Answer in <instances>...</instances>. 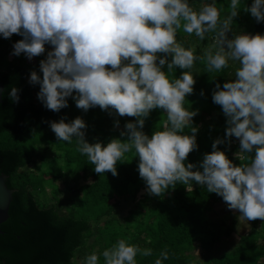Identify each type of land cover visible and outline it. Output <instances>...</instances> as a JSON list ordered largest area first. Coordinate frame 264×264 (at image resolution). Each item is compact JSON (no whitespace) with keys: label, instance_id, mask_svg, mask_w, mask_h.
<instances>
[{"label":"clouds","instance_id":"9594fccd","mask_svg":"<svg viewBox=\"0 0 264 264\" xmlns=\"http://www.w3.org/2000/svg\"><path fill=\"white\" fill-rule=\"evenodd\" d=\"M240 8L241 0H231L229 14L221 20L214 2L196 11L188 0H0V34L23 35L13 54L24 53L29 59L44 53L46 43L54 46L40 64L43 79L35 71L30 76V83L41 85L38 99L49 110L67 107V98L75 91L73 99L80 109L99 106L139 118L126 124L122 135H128L127 142L113 139L106 147L86 142L82 131L86 124L79 117L71 123L63 119L51 123L60 141L71 143L75 137L78 151L88 157L96 173L118 175L117 162L134 149L139 174L151 194L162 195L177 182L191 191L190 181H195L220 195L230 209H238L241 221L264 220V36L241 34L228 39ZM244 11L264 21V0H254ZM180 29L201 41L214 34L213 42L196 56L177 42ZM159 53L171 55V62L165 56L157 64ZM197 59L209 73L228 68L229 61L239 62L236 81L215 91L213 100L229 118L226 136L241 140L237 158L242 161L255 149L250 163L235 166L224 152L215 150L224 143L217 139L214 151L204 157L203 172L192 171V163L185 166L189 153L197 148L195 135L181 134L186 128L193 134L198 131L191 126L197 112L184 107L196 81L190 71L173 79L161 69L167 64L170 71L177 66L190 70ZM17 93L13 88L10 94L16 102ZM156 108L166 110L167 122L165 130L149 138L138 126L142 129L144 118ZM138 253L151 256L152 250L120 240L102 255L105 264H137ZM168 258L163 251L155 264ZM84 264H99V256L88 255Z\"/></svg>","mask_w":264,"mask_h":264},{"label":"trees","instance_id":"16d2710c","mask_svg":"<svg viewBox=\"0 0 264 264\" xmlns=\"http://www.w3.org/2000/svg\"><path fill=\"white\" fill-rule=\"evenodd\" d=\"M213 2L223 20L229 14L231 0H188L196 11ZM253 3L254 0H241L228 39L241 34L264 36V21L244 11L245 6L250 8ZM212 36L206 34L201 41L195 34L180 29L177 42L200 56L212 44ZM24 38L20 34L10 38L0 34V81L5 86L0 104V168L7 175L8 187L14 190L9 218L1 224L0 264H77L79 258L85 261L92 253L99 256V264H105L102 253L120 240L152 250L151 256L138 253L137 264H155L163 251L169 256L163 264H264V220H254L250 232H236L238 239L230 242L227 239L232 236V215L219 221L211 217L218 210L217 205L227 203L217 193L208 192L207 185L190 181L189 191L187 185L177 182L175 188L153 195L139 174L140 160L134 149L117 162L118 175L114 176L111 172L96 173L88 157L78 151L75 137L71 143L60 141L51 129L52 122L63 119L71 123L79 117L86 124L82 129L86 142L106 147L113 139L127 142L128 135H122L127 132L125 126L137 123L139 118L119 116L114 109L103 110L99 106L87 111L80 109L73 99L75 91L67 98L68 106L59 112L46 108L38 99L41 85L30 83V76L35 71L43 79L40 64L54 46L46 43L45 52L32 59L24 53L14 55V45ZM11 54L13 58L9 59ZM157 55V64L165 56L169 63L173 58L165 53ZM238 67L239 62L229 61L228 68L209 73L206 64L197 59L190 70L177 66L170 71L167 64L161 69L173 79L190 71L196 81L184 107L197 112L191 126L198 131L193 134L186 128L181 133L196 136L197 148L184 161L185 166L194 165L192 171L203 172L204 157L214 151L212 145L217 139L224 143L215 150L224 152L235 166L254 159L255 149L245 154L244 160L237 158L241 140L226 136L229 118L213 100L215 91L236 81ZM13 88L18 89V102L11 98ZM144 120L143 128L138 126V130L151 138L157 130H165L166 110L153 109ZM49 150L52 157L47 155ZM47 187L51 188L50 195ZM47 196H51L50 200ZM131 202L133 207L120 216V207L130 206ZM234 222L238 223L236 218ZM223 241L233 247L222 246ZM199 248L201 252L197 253Z\"/></svg>","mask_w":264,"mask_h":264},{"label":"rangeland","instance_id":"374dc122","mask_svg":"<svg viewBox=\"0 0 264 264\" xmlns=\"http://www.w3.org/2000/svg\"><path fill=\"white\" fill-rule=\"evenodd\" d=\"M52 49L54 50V47ZM12 58H13V55L11 54L9 56V59H12ZM47 155H49V156L52 157L53 156L52 151L51 150L47 151ZM58 162H59V159H58ZM59 163H61V162H59ZM65 179H66L65 176L64 177H61V180L60 181L62 183H64L63 181ZM61 186H63V185L61 184ZM46 192H47L48 195H50L51 194L50 193L51 192V188L50 187H47ZM46 198L50 200L51 196H47ZM133 205L134 204L131 202L130 203V206H128L127 204H124L123 206H121L120 207V211H119V215L120 216H125L127 214L128 208L129 207H133ZM216 209H218V210L215 211L216 213H212L211 214V217L213 219H215V220H218L219 221L222 217H226V216L232 215V217H231L232 219L229 220V223H231V225H233V231H232V236L229 239H227V240H230V242H233L234 240H232V239H233V236L235 235L234 233L239 228L238 227V224L234 222V218H240V216L242 215V213L238 209H230L229 206H228V204H224L223 202L221 204L217 205V208ZM239 229L240 230H238V232H243L244 231L243 228H239ZM235 237L238 239V236L237 235ZM224 241L221 244L222 246H226V244L224 243ZM231 246H232V244L231 243H228L226 247L232 248L233 246L232 247ZM216 247H215V249H216ZM196 252L197 253H200L201 252V249L200 248L197 249ZM77 264H84V261L79 258Z\"/></svg>","mask_w":264,"mask_h":264},{"label":"water","instance_id":"95a60500","mask_svg":"<svg viewBox=\"0 0 264 264\" xmlns=\"http://www.w3.org/2000/svg\"><path fill=\"white\" fill-rule=\"evenodd\" d=\"M4 84L0 81V104L3 102ZM7 175L1 172L0 168V233L1 224L9 218L10 204L13 199L14 190L7 185Z\"/></svg>","mask_w":264,"mask_h":264},{"label":"crops","instance_id":"0c3cea01","mask_svg":"<svg viewBox=\"0 0 264 264\" xmlns=\"http://www.w3.org/2000/svg\"><path fill=\"white\" fill-rule=\"evenodd\" d=\"M237 219V224H238V227L239 228H243V232H239V233H241V234H244V233H248V232H250L251 230H252V228H253V225H254V221H241L239 218H236ZM237 229L236 231H235V235L233 236V239H236L237 240V238L235 237L237 234H236V232H238V230H240V229Z\"/></svg>","mask_w":264,"mask_h":264}]
</instances>
